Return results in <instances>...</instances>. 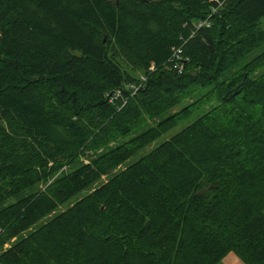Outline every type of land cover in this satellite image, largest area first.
I'll use <instances>...</instances> for the list:
<instances>
[{"label":"trees","instance_id":"obj_1","mask_svg":"<svg viewBox=\"0 0 264 264\" xmlns=\"http://www.w3.org/2000/svg\"><path fill=\"white\" fill-rule=\"evenodd\" d=\"M262 18L264 0H0V264H264Z\"/></svg>","mask_w":264,"mask_h":264},{"label":"rangeland","instance_id":"obj_2","mask_svg":"<svg viewBox=\"0 0 264 264\" xmlns=\"http://www.w3.org/2000/svg\"><path fill=\"white\" fill-rule=\"evenodd\" d=\"M261 27L264 29V18H262V21H261ZM260 51H261V50L258 49V50H256L255 52H253V53L247 58V60L250 59V58H252L251 56H253V55L259 53ZM239 67H241V66L238 65L237 68H239ZM262 72H264V66H262V67L257 71V74H261ZM143 77H144V74H143V73H139V74H138V80H137V81H133V82H131L130 85H134V84H135V85H140V84H138V82H140V81L143 79ZM130 85H127L128 87H127V86H126V87H127L128 90L130 89V91H132V94H134V93H135V92H134V89L131 88ZM121 92H122V94L124 95V97L126 98V96H125L126 94L123 92V90H122ZM125 98H123V99H125ZM125 100H126V99H125ZM125 100H124V101H125ZM113 101H115V100H113ZM124 101H123V102H124ZM188 102H189V100H188V101H185V102H183V103H181L178 107H176L175 109H173L172 112L181 109V108L184 107L186 104H188ZM209 104H210V103H209ZM209 104L206 105V106H203L204 108H202L201 111L203 112V110H207L208 107L210 106ZM201 111H200V112H201ZM200 112H199L198 115H194V117H193L192 119H189L187 122H185V123L179 125L178 127L174 128V129H172V130H170L169 132L165 133L163 136H161L159 139H157V141H155V143L152 144L151 147H152V146H156V145L162 143L164 140L168 139L171 135H173L175 132H177V131L180 130L183 126H185V124H187V123L193 121L197 116H199V115H200ZM112 144H115V143H112ZM149 148H150V147H149ZM147 151H149V149L142 150V151H140L139 153H137L136 155H134L133 157H131V158H130V159H129V160H128L123 166H122V168H124L125 166H127V165L131 164L132 162L136 161L138 158H140L142 155H144ZM88 158H89L88 156H84L83 160H84L85 162H88ZM64 169H68V168L64 167ZM58 174H59V173H58ZM58 174H56L55 176H57ZM55 176H54V177H55ZM54 177L50 178V180H48V182L40 184V185H39V188H40V189H44L49 183L52 182V180H53ZM107 180H108V176H107V175H106V176H103L102 179L100 180V182H98V184H100V183H102V182H105V181H107ZM83 194H84V193H83ZM81 195H82V194H81ZM77 198H79V196H77L76 198H74L73 201H75ZM67 206H69V204L64 205V206L62 207V209L67 208ZM46 220H47V218L44 219V220H42V221H40L36 226H38V225L41 224L42 222H45ZM15 240H16V237H14V238H12L10 241L4 243V245L0 248V253H1L2 250H5V249H7L8 247H10V245L12 244V242L15 241Z\"/></svg>","mask_w":264,"mask_h":264},{"label":"built area","instance_id":"obj_3","mask_svg":"<svg viewBox=\"0 0 264 264\" xmlns=\"http://www.w3.org/2000/svg\"><path fill=\"white\" fill-rule=\"evenodd\" d=\"M204 24H207L206 21H202L198 24L199 27L203 26ZM208 25V24H207ZM173 55H172V63H173V66L174 68L178 69L179 72H182L183 70V67H184V62H185V58H184V55H183V49L182 47H174L173 49ZM143 81L145 80V77H143L142 79ZM131 88L134 89V92H136L139 88H140V85H130ZM122 97V92H121V89H117L115 90L111 96H110V100L113 101V100H117V99H120Z\"/></svg>","mask_w":264,"mask_h":264},{"label":"crops","instance_id":"obj_4","mask_svg":"<svg viewBox=\"0 0 264 264\" xmlns=\"http://www.w3.org/2000/svg\"><path fill=\"white\" fill-rule=\"evenodd\" d=\"M217 264H246L235 252H229Z\"/></svg>","mask_w":264,"mask_h":264}]
</instances>
